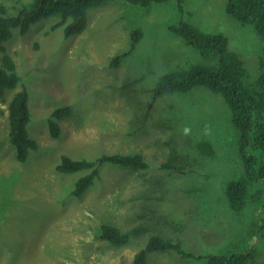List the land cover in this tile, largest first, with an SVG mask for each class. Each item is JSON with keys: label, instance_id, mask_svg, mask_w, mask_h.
Instances as JSON below:
<instances>
[{"label": "rangeland", "instance_id": "374dc122", "mask_svg": "<svg viewBox=\"0 0 264 264\" xmlns=\"http://www.w3.org/2000/svg\"><path fill=\"white\" fill-rule=\"evenodd\" d=\"M33 0H0L17 14ZM228 0H170L150 6L116 0L88 10L85 31L65 38L51 31L57 17L43 19L5 43L21 82L0 98V264H130L152 235L202 256L229 255L254 247L264 264V184L235 211L227 185L244 175L239 131L222 95L207 87L153 98L161 76L192 65L212 64L172 31L190 23L205 33L224 34L245 63L246 84L261 73L264 41L226 11ZM142 37L131 51L133 34ZM128 53V54H127ZM127 54L118 65L116 56ZM29 92L30 136L39 144L26 162L16 159L8 137V104ZM73 114L60 121L53 139L49 118L59 108ZM199 143L212 146L202 155ZM264 161V152H254ZM104 155H141L148 168L105 164L95 183L77 198V180L87 172L57 171L63 156L95 161ZM172 155L181 172L162 168ZM105 224L144 233L117 247L100 238ZM195 256V257H196ZM146 264H206L176 251L151 252Z\"/></svg>", "mask_w": 264, "mask_h": 264}, {"label": "trees", "instance_id": "16d2710c", "mask_svg": "<svg viewBox=\"0 0 264 264\" xmlns=\"http://www.w3.org/2000/svg\"><path fill=\"white\" fill-rule=\"evenodd\" d=\"M116 0H33L28 6L20 8L17 14H10L8 8L0 3V98L4 101L7 90H16L21 77L18 74L14 59L5 53V43L12 37L13 31L19 29L26 34L29 29L42 21L57 17L51 31L63 29L64 37L71 38L82 34L88 25V10L101 7ZM134 4L150 6L152 3L170 0H127ZM183 3V0H177ZM227 13L243 26H254L264 41V0H228ZM172 31L184 39L199 53L212 61V64H196L186 70L167 73L160 77L152 90L155 100L176 93H187L197 87H207L223 96L231 108L232 122L239 131V150L244 165V175L231 181L226 195L231 208L243 210L251 198V190L258 184H264V161H260L254 152H264V57L261 59V73L252 86L246 84L247 71L239 54L233 51L229 39L224 34L205 33L190 23L173 26ZM142 37L140 30L133 34V51ZM264 53V50H263ZM128 54V53H127ZM127 54L118 55L112 65H118ZM4 110L0 108V114ZM73 114L71 107L56 109L49 118V131L53 139L61 135L60 121ZM31 121L29 109V92L26 87L17 91L8 104V137L16 150V159L24 163L30 152L37 150L39 144L30 136L28 125ZM202 155L212 156L213 148L209 144L199 143ZM184 160L176 155L162 164V168L181 172ZM105 164H114L135 170H145L148 164L141 155H104L95 160H74L63 156L57 171L62 174H73L85 171L75 185L72 195L80 198L95 183L100 169ZM264 216V206L261 212ZM144 233L143 227L122 232L118 227L105 224L101 228L100 238L114 246L121 247ZM176 251L183 257L205 259L206 264H248L255 259L254 247L247 251L220 255L211 254L204 258L185 252L181 245L160 235H152L146 245L139 250L130 264H146L147 255L151 252Z\"/></svg>", "mask_w": 264, "mask_h": 264}]
</instances>
